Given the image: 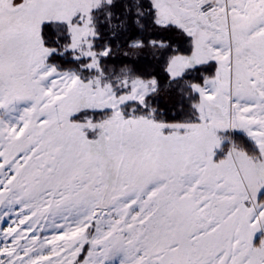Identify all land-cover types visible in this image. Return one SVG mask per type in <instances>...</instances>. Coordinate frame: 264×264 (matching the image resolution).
Returning a JSON list of instances; mask_svg holds the SVG:
<instances>
[{
  "label": "snow or ice",
  "instance_id": "6c2138e0",
  "mask_svg": "<svg viewBox=\"0 0 264 264\" xmlns=\"http://www.w3.org/2000/svg\"><path fill=\"white\" fill-rule=\"evenodd\" d=\"M0 264H264V0H0Z\"/></svg>",
  "mask_w": 264,
  "mask_h": 264
}]
</instances>
